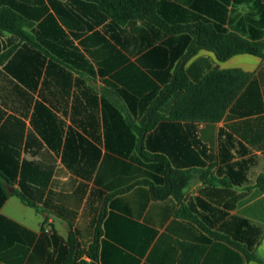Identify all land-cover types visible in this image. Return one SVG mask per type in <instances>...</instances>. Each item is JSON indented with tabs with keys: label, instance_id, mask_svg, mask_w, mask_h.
Here are the masks:
<instances>
[{
	"label": "crops",
	"instance_id": "1",
	"mask_svg": "<svg viewBox=\"0 0 264 264\" xmlns=\"http://www.w3.org/2000/svg\"><path fill=\"white\" fill-rule=\"evenodd\" d=\"M0 9L21 30L0 28V264L90 263L94 244L98 264H179V243L197 264H259L244 249L264 261V54L200 49L192 82L251 74L224 117L171 120L177 93L140 129L196 25L264 42V0H158L165 26L120 23L90 0ZM176 171L191 174L180 199L155 196Z\"/></svg>",
	"mask_w": 264,
	"mask_h": 264
},
{
	"label": "trees",
	"instance_id": "2",
	"mask_svg": "<svg viewBox=\"0 0 264 264\" xmlns=\"http://www.w3.org/2000/svg\"><path fill=\"white\" fill-rule=\"evenodd\" d=\"M98 3L101 8L109 13L120 23H126L134 19H148L163 25L159 19L157 8L158 0H90ZM12 19V20H11ZM15 15L0 9V28L10 29L15 33H21L16 25ZM9 23V24H8ZM183 26L173 29L180 32ZM194 34L197 39V47L192 48L178 64L173 80L166 85L159 96L148 109L141 124L142 137L151 130L159 121L164 119L161 110L177 94L181 96L174 102L170 119L185 122L214 123L220 121L232 102L238 97L251 78V74L240 69L218 70L215 69L197 82H192L185 71L186 61L200 49H206L216 54L219 60L224 61L237 54H251L262 56L264 54V42H252L233 33H225L218 27L200 23L196 25ZM191 174L184 171H176L174 178L163 188L154 189L157 197L174 195L180 199L182 189L188 184ZM258 186L264 192V175L259 176ZM182 254L179 264H197L199 255L194 261L186 253V245L179 243ZM248 260L264 264L254 252L244 249ZM88 256L91 262L81 261L77 264H98V246L94 244ZM70 264V263H69Z\"/></svg>",
	"mask_w": 264,
	"mask_h": 264
}]
</instances>
